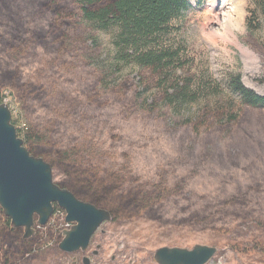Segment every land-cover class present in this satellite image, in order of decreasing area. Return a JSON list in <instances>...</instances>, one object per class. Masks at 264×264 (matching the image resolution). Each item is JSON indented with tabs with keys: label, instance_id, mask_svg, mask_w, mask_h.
Returning a JSON list of instances; mask_svg holds the SVG:
<instances>
[{
	"label": "rangeland",
	"instance_id": "obj_1",
	"mask_svg": "<svg viewBox=\"0 0 264 264\" xmlns=\"http://www.w3.org/2000/svg\"><path fill=\"white\" fill-rule=\"evenodd\" d=\"M242 1L244 28L226 39L213 34L212 44L208 39L217 27L206 17V0H187L149 42L173 54L156 73L128 60L117 63L114 31L82 21L54 56L25 38L16 49L0 45V67L16 70L26 86L37 87L35 96L4 91L19 137L35 133L72 158L135 179L139 186L161 179L165 198L185 188L212 192L224 182L248 181L264 168V156L257 166L246 164L264 154V107L246 104L228 80L238 75L246 88L264 96V22L252 15L251 0ZM243 49L256 64L243 59ZM51 171L53 182L64 179L58 168ZM58 209L43 229L35 228L40 236L32 246L35 258L20 264L67 263L71 254L57 247L55 228H64L58 224L65 216ZM218 227L195 231L144 217L111 219L91 240L89 250L98 246V254H89L90 264H157L156 248L195 244L216 248L205 264H264L261 233L251 219Z\"/></svg>",
	"mask_w": 264,
	"mask_h": 264
},
{
	"label": "trees",
	"instance_id": "obj_2",
	"mask_svg": "<svg viewBox=\"0 0 264 264\" xmlns=\"http://www.w3.org/2000/svg\"><path fill=\"white\" fill-rule=\"evenodd\" d=\"M251 3L252 15H259L264 22V0H251ZM186 5L187 0H0V45L16 49L25 38L45 54L54 56L63 51L75 25L82 21L100 31H114L112 46L117 63L128 60L138 68L156 73L173 54L149 42L159 36ZM228 82L230 89L246 104L264 107V96L246 88L238 75L230 76ZM7 89L34 96L37 93V87L26 86L19 72L2 66L0 102ZM16 132L19 136L17 128ZM22 139L29 154L41 157L65 175L57 183L61 188L109 211L112 219L144 217L163 226L195 231H217L224 221L251 219L259 228V244L264 248L263 167L248 181L224 182L212 192L185 188L177 192V196L165 198L166 186L161 179L145 187L139 186L135 179L103 173L72 158L68 150L52 147L35 133L25 131ZM263 156L246 164L257 166V160H262ZM22 235V228H12L0 208V264H20L35 258L32 246L40 238L39 234L28 239Z\"/></svg>",
	"mask_w": 264,
	"mask_h": 264
},
{
	"label": "water",
	"instance_id": "obj_3",
	"mask_svg": "<svg viewBox=\"0 0 264 264\" xmlns=\"http://www.w3.org/2000/svg\"><path fill=\"white\" fill-rule=\"evenodd\" d=\"M51 170L48 162L29 154L11 122L8 104L0 102V208L3 215L12 228L21 227L22 237L28 239L35 233L34 225L47 223L56 205L65 212V222L71 223L69 228L61 230L58 249L68 253L83 250L92 234L112 219L111 215L53 182ZM215 252V247L200 244L190 249L159 247L153 251L152 258L157 264H205ZM84 264H89V260H84Z\"/></svg>",
	"mask_w": 264,
	"mask_h": 264
},
{
	"label": "bare ground",
	"instance_id": "obj_4",
	"mask_svg": "<svg viewBox=\"0 0 264 264\" xmlns=\"http://www.w3.org/2000/svg\"><path fill=\"white\" fill-rule=\"evenodd\" d=\"M206 2V17L209 18V23L217 27L216 30L211 33V39H208L209 42L212 44L216 42L213 34L226 39L230 34H233L234 30H242L244 28L245 11L242 0H206ZM212 12L213 15L209 16ZM241 51L244 60L251 62V64L257 63V61L254 60V55L248 51V49H243ZM63 222H65L64 219ZM37 227L42 226L37 225Z\"/></svg>",
	"mask_w": 264,
	"mask_h": 264
},
{
	"label": "flooded vegetation",
	"instance_id": "obj_5",
	"mask_svg": "<svg viewBox=\"0 0 264 264\" xmlns=\"http://www.w3.org/2000/svg\"><path fill=\"white\" fill-rule=\"evenodd\" d=\"M56 205H54V209H56ZM71 224V223H70ZM70 224H69V227H70ZM68 227V228H69ZM99 229V228H98ZM97 229V230H98ZM96 230V231H97ZM35 233H36V230H35ZM35 233L33 234V235H35ZM96 233V232H95ZM95 233L94 234H92V236H91V238H90V240H89V242H88V244H87V246L83 249V250H81V249H79V250H77V251H74V252H64V253H67V254H71V256H69L68 257V260H67V263L66 264H84V260H86V259H88L89 260V264H90V262H91V259H90V255L89 254H92V255H94V256H96L97 254H98V252L97 253H95V251H97L96 249L98 248V247H96L95 249H93V250H89V246H90V243H91V240H92V238H93V236L95 235ZM60 238H61V234H60ZM99 250V249H98ZM86 258V259H85Z\"/></svg>",
	"mask_w": 264,
	"mask_h": 264
},
{
	"label": "built area",
	"instance_id": "obj_6",
	"mask_svg": "<svg viewBox=\"0 0 264 264\" xmlns=\"http://www.w3.org/2000/svg\"><path fill=\"white\" fill-rule=\"evenodd\" d=\"M56 210H57V208H56ZM58 210H61V209H58ZM61 211H62V210H61ZM52 215H53V214H52ZM58 225H61V227L63 226L64 228H68V227H69V224H68V223H66V222H63V223H62L61 221L59 222ZM35 227H36V229H37V225H36ZM64 228H62V229H64ZM56 229H57V230H56ZM60 229H61V228H57V227H56V228H55V231H56V232H60V231L62 230V229H61V230H60Z\"/></svg>",
	"mask_w": 264,
	"mask_h": 264
}]
</instances>
